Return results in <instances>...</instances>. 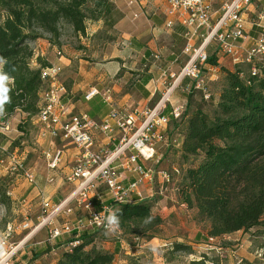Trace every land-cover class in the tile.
I'll return each mask as SVG.
<instances>
[{
    "label": "trees",
    "instance_id": "trees-1",
    "mask_svg": "<svg viewBox=\"0 0 264 264\" xmlns=\"http://www.w3.org/2000/svg\"><path fill=\"white\" fill-rule=\"evenodd\" d=\"M119 17L110 0H0V57L6 61L0 71L9 77L4 81L9 101L3 114L19 111L29 118L40 110V73L51 64L35 56L34 42L43 40L61 49L66 26L76 37L75 48L84 49L79 37L86 36L88 21H102L111 28ZM207 63L221 77L217 111L210 118L199 108L189 112L185 107L179 121L180 158L190 163L181 172L178 195L187 209L195 211L197 221L208 223L207 238L252 230L264 234V73L252 77L240 63L228 70L214 55ZM95 193L104 201L95 195L93 207L111 205L114 224L125 234L147 237L163 223L148 202L134 197V202L112 205L102 184L95 186ZM8 201L0 192L1 205ZM99 232L91 227L71 232L55 264H113L118 249H104ZM175 254L189 256L185 264H217L206 254L194 258L186 242L170 244L165 256ZM127 264L139 262L132 258ZM237 264L259 263L242 259Z\"/></svg>",
    "mask_w": 264,
    "mask_h": 264
},
{
    "label": "built area",
    "instance_id": "built-area-1",
    "mask_svg": "<svg viewBox=\"0 0 264 264\" xmlns=\"http://www.w3.org/2000/svg\"><path fill=\"white\" fill-rule=\"evenodd\" d=\"M147 1L149 0H130L129 5ZM211 1L167 0L165 13L168 16H178V23L184 28L183 38L186 44L183 53L188 59L178 73L172 76V81L165 85L159 100L148 109L119 111L110 89L100 91L91 87L84 93L83 100L88 102L99 96L109 109L107 116L100 123H94L86 113L72 114L68 92L59 79L61 68L51 64L41 69L43 90L40 110L36 115L41 134L39 137L50 136L73 145L78 150L62 179L68 184L77 183L73 202L76 208L87 212V222L82 225L84 229L91 227L104 233L120 232L114 222L111 227L116 230H108L106 218L112 215L111 205L102 206L99 210L93 207L91 199L97 184H102L106 188L107 196L113 201L112 205H117L128 203L133 197L140 200L142 196L139 187L154 174L159 175L166 183L169 181L168 175L153 171L146 164L155 166L160 163L162 156L156 152V147L167 142L168 126L171 122L180 121L185 112L186 100L174 101L172 99L174 91L180 87L184 94H188L191 90L202 89L207 80L202 74L205 71L206 75L210 74L217 79L215 66L207 63L209 56L206 48L209 45L214 44L215 52L231 58L233 63L250 62L264 56V10L253 22L260 31L248 40L247 47L241 52L242 42L246 40L242 14L252 0H230L224 3L221 15L214 24L211 21ZM164 27L170 29L173 23L166 21ZM196 40L200 41L198 46H195ZM242 53L244 59L241 58ZM256 68L250 69V76L259 75L260 71ZM184 81L186 83L181 85ZM203 95L205 99L210 96L206 93ZM167 110L168 113L165 114ZM114 127L123 132L116 146L110 152L93 151V131L97 130L110 136ZM42 155L46 167L50 170L57 169L63 160V151L58 148L45 150ZM121 158L124 160L119 163V168L133 176V181L126 185L123 184L122 173H119L115 166V162ZM8 171L16 177L21 176L27 183L34 184V176L24 168L22 160L13 159ZM47 206L46 204L44 207ZM70 210L66 212L70 213ZM58 212V207L53 208L49 211V217L57 215ZM19 227L25 230L28 225L21 224ZM14 231L13 227L7 226L0 237V264H12L16 252L22 246L23 241L17 244L11 242ZM60 234L57 227L51 226L49 241L56 240Z\"/></svg>",
    "mask_w": 264,
    "mask_h": 264
},
{
    "label": "crops",
    "instance_id": "crops-1",
    "mask_svg": "<svg viewBox=\"0 0 264 264\" xmlns=\"http://www.w3.org/2000/svg\"><path fill=\"white\" fill-rule=\"evenodd\" d=\"M129 1L110 0L114 6V10L120 14V17L115 20L110 28L112 33H115L116 39L110 43L103 42L99 38L100 41L98 42H101L102 48L97 60L86 56V48L88 49L90 40L92 36L94 37L95 33H104L106 31L103 28V22L98 20L93 23L87 22L86 36L84 39L88 43L84 46V49H77L75 48L76 46L66 47L63 45L61 49H57L50 44H46L44 41H36L32 44L33 47L36 46L39 48L37 51V49H34L36 47H32L35 56H39L41 59L49 62V64L57 65L61 68L59 79L68 92L67 97L72 114L86 113L90 120L97 124L107 116L109 109L99 96L93 97L88 102L83 100L82 97L85 92H88L87 90L89 88L95 87V89L97 88L100 91L106 88L110 89V93H112L113 100L119 111L148 109L159 100L164 92L165 85L172 81V76L178 73L188 59L186 54L183 53L186 44L183 38L184 28L178 23V16H168L165 13L167 0H149L145 3L133 5H129ZM228 1L230 0L211 1V21H213V24L220 17L223 4ZM262 10H264V0H252L250 5L244 10L242 19L246 40L242 42L243 49L241 48V52L247 47L248 40L255 37L260 31L254 26L253 22ZM166 21L172 22L173 27L170 29L165 28L164 23ZM91 24H96V29L92 33H88V28ZM82 38L79 37L80 40ZM199 43L200 41L196 40L195 46H198ZM47 46L49 47V58L45 56L44 52ZM215 51L214 44L206 48L207 55H214L217 58V63L221 65L222 58L227 57H223ZM58 52L60 53L59 56L57 55ZM88 52L90 51L88 50ZM84 58H89L88 60L90 61ZM215 69L218 77V69L216 67ZM177 89L181 90L180 87ZM177 89L174 91L172 99L174 101L186 100L184 94H177V91H179ZM167 113L168 110L165 114ZM21 115L24 114L21 113ZM33 117L36 119V116ZM179 128H181L179 123L171 122L168 128L167 138L169 134L171 136L173 134L176 135ZM177 135L179 141L180 139L182 140L180 132ZM122 136L123 132L116 127L113 128L110 136L94 130V146L92 149L93 151H101L103 153L110 152ZM38 143L43 151L54 148L61 149L63 151L61 165L55 170H50L43 162L42 165L35 163L32 165L30 162L27 169L34 176V186L29 188L31 185H28L24 179H20L17 181V186L13 193L21 196L24 192L28 191L26 201L30 203L27 207L29 211L36 207L35 204L37 201L41 200L40 205L45 206L47 204L49 211L58 207L59 212L63 210V214L68 215L67 210L71 209L70 212L73 209L77 210L73 202L77 183H65L62 177L68 167L72 165L78 150L73 145L53 139L50 136L38 137ZM168 144L169 142L167 140L166 143L157 145L156 152L161 156L163 154L167 156L168 152H166V147H168ZM163 148L165 152L161 151ZM178 154H180L179 151ZM123 160L124 158L117 160L115 166H117V171L122 173L123 184L126 185L133 181V176L127 172H123L119 168L118 165ZM146 165L152 168L150 163ZM160 167L167 169L163 162ZM162 173L164 172L162 171ZM162 182V178L154 174L150 180L142 184L139 190L146 197H142L140 201L150 203L151 212L161 218H164L162 213H166L167 211L174 212L181 210V208L187 210V207L181 203L178 195L179 184L173 187L167 196L166 194L162 195L163 199H159L156 203L151 202L153 201L151 199L153 185L162 184ZM165 187H168V183L165 184ZM161 188L159 185L158 189L160 194ZM95 195L94 190L92 197ZM96 197L101 202L104 201V199L99 198L97 195ZM133 198H131L133 201L130 199L131 202H134ZM193 212L195 213V211ZM175 241H179V239ZM180 241L186 242L183 240ZM66 243L59 248L62 250L66 249ZM109 245L108 243H101V246L109 251L118 249L117 246L113 247V245L112 248H109ZM117 254L114 261L117 259ZM53 263L55 264L56 260Z\"/></svg>",
    "mask_w": 264,
    "mask_h": 264
},
{
    "label": "rangeland",
    "instance_id": "rangeland-1",
    "mask_svg": "<svg viewBox=\"0 0 264 264\" xmlns=\"http://www.w3.org/2000/svg\"><path fill=\"white\" fill-rule=\"evenodd\" d=\"M106 26L103 27L106 30L104 33H95L94 37L92 36L89 47L86 48V56L91 59L97 60L101 53L102 44L98 42L100 41L99 38L103 42L110 43L116 39L115 33H112L110 28ZM95 29L96 24H91L88 33H92ZM62 30V45L75 47L77 40L70 28L64 26ZM79 41L82 46H86L88 43L84 38ZM39 42H43V40H39ZM46 44L49 43L46 42ZM34 49L39 50L38 47ZM44 52L45 56L49 58L48 46ZM241 56L242 59L245 58L244 53ZM220 64L228 70H233L235 63H232L231 58H222ZM240 64L247 72L251 68L257 67L258 71L264 73V56L260 59H252L250 62L243 61ZM202 74L207 79L202 89L194 90L190 94H184L180 89H177L179 90L177 94H184L186 97L189 95V98L186 99V107L188 106L189 112L199 108L211 118L217 111L216 104L221 88V77L218 75L217 79L213 77L208 79L210 74L206 75V72ZM183 83L186 82H182L181 85H184ZM204 93L210 95L208 99L204 98ZM36 120L35 117L28 118L25 114L21 115L19 111H15L10 116H5L3 112L0 113V192H5L9 198L6 206H2L0 203V237L7 226H11L15 230L11 242L17 244L23 241L20 250L16 252L12 260V264H54L57 255L59 256L62 250L59 247L65 245L72 237L71 232H81L84 229L82 225L87 222V212L78 208H76L77 210L73 209L68 215L63 214V210H61L57 215L49 217V206L40 205L41 200L37 201L36 207L29 211L27 207L30 203L26 201L28 191L21 196L13 193L17 181L23 179L21 176L16 177L9 173L8 168L13 159L15 161L17 159L22 160L25 169L30 162L32 165L34 163L42 165V162L45 164L42 155L43 150L38 143V137L41 134ZM179 124L182 125L181 122ZM179 132H181V128L176 132V135ZM176 135H168L167 156L163 154L158 165H151L153 171H163L169 177L168 187H165L166 182L163 180L162 184L153 185L152 203L163 199L162 195L166 194L167 196L173 187L180 184L181 172L190 163L188 161L184 164L181 160L180 154H178L181 139L179 141L180 137L177 135L179 137L177 138ZM164 148L161 151H164ZM162 162L167 169L160 167ZM27 184L31 185L29 188L34 186V184ZM159 185L162 187L161 194L158 189ZM140 194L142 197H146L141 191ZM157 209L160 210L159 207ZM162 216L164 217L161 218L163 223L150 233L152 237H149L150 234L147 237H135L121 231L119 234L99 232L103 242L110 244L109 248H112V245L118 248V256L113 264H127L132 258L137 259L139 264H185L190 259L189 256L183 254L165 256L166 249L177 239L190 243L194 251V258L200 254H206L208 258H214L217 264H237L242 259L264 264V256L261 255L264 251V234H255L252 230L247 233L235 232L219 238H207L208 223L197 221L193 211L181 208V210L174 212L162 213ZM21 224H27L28 228L21 229L19 227ZM51 226L59 229L61 234L58 240L49 241Z\"/></svg>",
    "mask_w": 264,
    "mask_h": 264
},
{
    "label": "clouds",
    "instance_id": "clouds-1",
    "mask_svg": "<svg viewBox=\"0 0 264 264\" xmlns=\"http://www.w3.org/2000/svg\"><path fill=\"white\" fill-rule=\"evenodd\" d=\"M4 63H6L5 59L3 57H0V67H2ZM8 79L9 77L6 74H4L2 71H0V113L3 112L4 103L9 101V96L7 95L9 89L6 87L4 83V81ZM106 219H107L108 230L115 231L116 229L111 227V225L114 222L113 216L109 215Z\"/></svg>",
    "mask_w": 264,
    "mask_h": 264
}]
</instances>
